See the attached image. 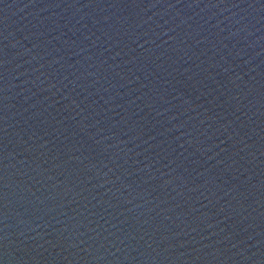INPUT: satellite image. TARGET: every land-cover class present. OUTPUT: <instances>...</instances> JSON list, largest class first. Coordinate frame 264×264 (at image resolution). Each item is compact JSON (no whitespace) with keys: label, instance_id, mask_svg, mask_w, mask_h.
<instances>
[{"label":"water","instance_id":"1","mask_svg":"<svg viewBox=\"0 0 264 264\" xmlns=\"http://www.w3.org/2000/svg\"><path fill=\"white\" fill-rule=\"evenodd\" d=\"M0 264H264V0H0Z\"/></svg>","mask_w":264,"mask_h":264}]
</instances>
